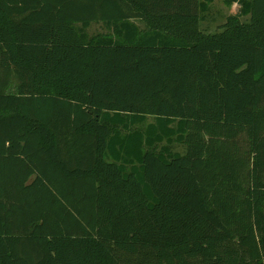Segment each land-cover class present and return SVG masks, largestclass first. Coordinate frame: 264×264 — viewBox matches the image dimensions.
I'll return each instance as SVG.
<instances>
[{
	"label": "trees",
	"instance_id": "16d2710c",
	"mask_svg": "<svg viewBox=\"0 0 264 264\" xmlns=\"http://www.w3.org/2000/svg\"><path fill=\"white\" fill-rule=\"evenodd\" d=\"M214 1L0 0V264H264V0Z\"/></svg>",
	"mask_w": 264,
	"mask_h": 264
},
{
	"label": "rangeland",
	"instance_id": "374dc122",
	"mask_svg": "<svg viewBox=\"0 0 264 264\" xmlns=\"http://www.w3.org/2000/svg\"><path fill=\"white\" fill-rule=\"evenodd\" d=\"M239 12L240 5L238 3L228 6L223 0H215L213 4L210 5L208 11L202 13L205 20L201 21L200 28L207 32H216L226 23L228 17L238 15ZM242 20L245 21L247 18H243ZM136 23L141 29L145 28L144 23L139 21H136ZM88 32L90 35H106L111 33L103 24H93L88 29ZM149 121H152V119ZM175 150L184 152L182 146H178Z\"/></svg>",
	"mask_w": 264,
	"mask_h": 264
}]
</instances>
